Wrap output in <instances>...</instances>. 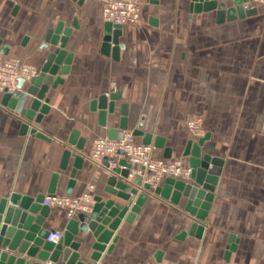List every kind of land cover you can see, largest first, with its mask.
I'll list each match as a JSON object with an SVG mask.
<instances>
[{"label": "crops", "instance_id": "obj_1", "mask_svg": "<svg viewBox=\"0 0 264 264\" xmlns=\"http://www.w3.org/2000/svg\"><path fill=\"white\" fill-rule=\"evenodd\" d=\"M192 2L140 0L141 20L122 26L124 48L116 60L112 50L103 51L106 21L99 0H0V38L11 47L3 57L20 59L38 73L51 51L42 48L47 32L60 21L65 27L78 23L66 48L73 55L70 72L47 93L50 110L42 122H30L50 141L21 135L26 119L15 109H0V202L12 193L50 195L55 173L61 175L56 193L66 194L73 160L66 171L60 165L66 148L76 150L68 144L75 130L78 139H85L77 152L86 159L71 195L92 192L108 198V169L87 157L96 137H108V130L118 127L122 104L129 106L125 132L144 118L156 158H181L189 164L183 156L188 142L209 134L203 154L224 160L201 239L178 238L194 220L184 209L186 199L176 205L147 192L133 223L124 218L114 231L107 244L119 237L113 252H102L98 262L90 259L95 238L78 233L75 241L82 245L85 264H264V3L255 15L239 11L237 19L218 23L215 11L192 13ZM108 92H121V101L103 127L91 104ZM3 97L0 92V103ZM195 117L203 118L201 136L188 127ZM157 137L172 148L170 158L165 148L155 147ZM136 141L143 144V137ZM92 206L79 213H90ZM69 220L65 210L51 208L45 227L65 232ZM231 235L239 240L227 256Z\"/></svg>", "mask_w": 264, "mask_h": 264}, {"label": "water", "instance_id": "obj_2", "mask_svg": "<svg viewBox=\"0 0 264 264\" xmlns=\"http://www.w3.org/2000/svg\"><path fill=\"white\" fill-rule=\"evenodd\" d=\"M82 2L83 0H79V4ZM238 7L241 8L238 9ZM17 9L18 7L15 12ZM190 11L192 13L215 11L217 22L222 23L225 20L237 19L239 11L248 16L255 15L258 8L253 7L247 0H193ZM74 28H78L76 20L72 27H65V23L60 21L55 28L50 29L42 48L51 47V51L38 75L29 80L19 78L15 91L4 92L0 109L7 107L15 109L26 119L21 126V135L30 133L34 137L50 141L46 134L39 131L36 126L32 127L30 122L34 121L36 125L42 122L44 115L50 110L47 93L51 87L55 89L63 83L61 76L70 72L73 55L68 54L66 48ZM121 33L122 25L105 23L106 36L103 51L108 54L112 50L116 60L119 59L120 51L124 48V45L120 43ZM10 50L11 47L3 44V39L0 38V55L8 56ZM28 99H30L29 108L26 109L24 106ZM119 101H121V92H108L92 102L91 111H98L101 126H107L109 114L115 115L116 103ZM120 116L118 127L110 128L107 132L110 139H121L124 132L128 130L129 106L127 104L120 106ZM143 122L144 118L137 128L132 130V133L135 137H143L144 145H151L153 134L144 131ZM78 136L79 131L75 130L68 144L75 146L76 150L66 148L60 165L61 170L66 171L70 161L73 160L66 195L72 194L76 184L75 177L86 159L77 152L84 149L85 143V139H78ZM208 138L209 134H206L196 141L190 140L183 152V156L189 158L188 163L192 169L190 181L169 177L162 185L152 186L150 183H144L143 176L132 172L136 167L127 159L120 158L117 166L113 168H111V160L104 159L105 167L111 170V175L104 187L108 198L95 196L90 213H79L76 218H70L63 239L56 244L46 240L51 230L45 227V223L50 216L51 208L43 205L45 194L32 197L12 193L2 199L0 202V264H43L47 261L58 263L61 258L65 264H85L80 260L82 245L75 241L79 232L91 234L95 238V242L91 244L93 252L90 259L98 262L102 252L107 251V254L113 252L119 237L115 236L111 246L107 247V244L114 237V231L118 229L124 218L127 223H133L141 207L148 200L147 192L170 199L176 205L180 204L183 198L186 199L184 209L194 217V220L188 230L178 238L201 239L205 229L203 222L212 206L224 165L223 159L203 154V146ZM154 145L156 148H165L164 139L157 137ZM172 151V148H165V157L170 158ZM60 179V173L53 175L48 189L49 194L57 192ZM112 197L118 198L119 201ZM238 240L235 235L230 236L227 256L236 250ZM24 255L28 259L24 258ZM161 257L162 252L159 251L156 254L158 263L162 262Z\"/></svg>", "mask_w": 264, "mask_h": 264}, {"label": "built area", "instance_id": "obj_3", "mask_svg": "<svg viewBox=\"0 0 264 264\" xmlns=\"http://www.w3.org/2000/svg\"><path fill=\"white\" fill-rule=\"evenodd\" d=\"M102 3V17L106 22L118 25L138 24L141 20L140 0H99ZM253 7H258L264 0H247ZM38 75V70L16 58H6L0 55V92L16 90L19 78L26 80ZM203 119L195 117L189 120L188 127L197 136L203 135ZM123 152L124 154H119ZM154 147L136 141L132 132H125L121 139H110L107 136L96 137L88 155L92 164L105 166L104 159L108 158L111 168L117 166L120 158H125L135 165L132 172L143 176L144 183L157 186L163 179L175 178L184 181L191 180L192 169L183 159L166 160L153 155ZM118 157V158H117ZM111 175V170L108 169ZM132 178H134L131 175ZM93 188V187H92ZM94 202L92 192L82 196L66 194H50L43 201V205L66 211L68 218H73L80 211H87ZM64 237V232L51 230L48 242L58 243Z\"/></svg>", "mask_w": 264, "mask_h": 264}, {"label": "rangeland", "instance_id": "obj_4", "mask_svg": "<svg viewBox=\"0 0 264 264\" xmlns=\"http://www.w3.org/2000/svg\"><path fill=\"white\" fill-rule=\"evenodd\" d=\"M203 119V118H202ZM202 129H203V134H204V132H205V129H204V125L202 124Z\"/></svg>", "mask_w": 264, "mask_h": 264}]
</instances>
